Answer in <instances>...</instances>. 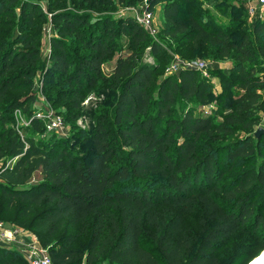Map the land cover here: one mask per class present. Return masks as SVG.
Returning <instances> with one entry per match:
<instances>
[{
	"label": "trees",
	"instance_id": "obj_1",
	"mask_svg": "<svg viewBox=\"0 0 264 264\" xmlns=\"http://www.w3.org/2000/svg\"><path fill=\"white\" fill-rule=\"evenodd\" d=\"M152 1L163 6V36L189 50L211 47L223 59L234 58L228 73L210 71L225 90L213 95L195 68L157 81L170 55L131 18L114 26L108 18L92 22L79 11L50 10L47 73L66 89L64 99L79 106L97 82L118 92L111 116H99L85 134L92 156L83 163L61 138L36 140L42 127L37 118L24 136L15 127L13 112L30 115L36 99L33 78L41 55L40 37L33 34L41 28L37 21L47 18L34 0H0V198L6 210L19 205L21 218L39 209L28 228L41 241L63 230L73 231L70 244L87 238L85 253L50 250L52 264H222L218 253L230 237L258 239L264 231V203H254L264 192V132L250 134L264 112V16H252L248 32L239 23L242 33L233 39L234 30L211 27L215 20L208 14L192 13L199 0ZM184 4L191 7L176 23ZM115 33L128 37L127 51L107 78L103 59L117 47ZM70 44L86 54L73 55ZM146 49L156 58L152 64L139 60ZM212 100L218 109L197 111ZM195 213L200 225L194 233L183 223ZM13 247L0 243V264H27Z\"/></svg>",
	"mask_w": 264,
	"mask_h": 264
},
{
	"label": "rangeland",
	"instance_id": "obj_2",
	"mask_svg": "<svg viewBox=\"0 0 264 264\" xmlns=\"http://www.w3.org/2000/svg\"><path fill=\"white\" fill-rule=\"evenodd\" d=\"M34 1L39 5L41 13L47 18V21L42 25L37 21V26L40 25L41 28L33 34L40 37L41 61L39 71H37L33 78V91L36 99L30 106L32 112L30 115H27L17 110L12 114L15 122L14 125L21 131L23 136L29 130L32 119L37 118L41 122L42 127L34 135L36 140H42L47 144L49 141L52 142L57 138H61L64 141L62 147L69 149L83 163L88 162L92 156V149L90 144L84 140L85 134H88L95 126L96 119L99 116H111L117 101L118 92L112 91L108 84L101 82H97L92 91L83 97L79 106H76L73 100L64 99L66 89L61 85L56 87L53 83V78L47 73L51 49L50 39L54 35L50 22V10L60 11L65 8L86 13L90 15V21L92 22L94 19L108 18L113 20L114 26L116 25L115 22L125 18H131L138 23V17H142L144 12L150 13L152 15L151 31H153V34H147L149 38L158 40L163 44L170 55L156 72L155 77L157 81L164 75H176L179 71L174 70L175 67L190 65L197 69L199 64H202L204 70H197L212 85L213 95L218 96L225 90L221 84V78L210 73V71L217 68L228 73V70L232 67V63L235 61L234 58L223 59L219 57L218 51L211 47L203 48L202 51L189 50L187 49L188 44L163 36V32L168 28V24L163 14V6L160 3L156 4L152 0L139 2L135 0H76V3H74L73 0H67L63 5L56 2V0ZM199 2L202 5L199 8L197 7L192 13L200 12L205 16L208 14V16L215 20L214 23L211 20V27H219L223 31L228 32L234 30L236 33L233 39H237L242 33V30H239L237 26L242 21L245 22L244 31H249L248 27L253 15L250 14V8L256 7V0H211L209 2L199 0ZM77 6L83 8L79 10ZM190 7L188 4L180 7L179 16L175 18L176 23H181L186 18L187 10ZM18 8L17 6V12ZM201 20L205 21L206 19L202 17ZM115 35L117 47L111 55L103 59L102 73L107 78L111 76L114 70V63L118 55H125L127 51L128 37H121L117 33ZM249 36L252 40V35L250 34ZM64 39L69 41L68 38ZM78 47L77 45L70 44V52L75 56L86 54L85 51H82ZM155 59L153 56H149L148 49L139 58V60L150 64L154 63ZM48 80L50 81L49 85L46 83ZM230 89L234 93H237L233 88ZM213 109H218V104L215 100H212L208 106L198 108L197 111L209 114ZM259 116L261 117V123L254 127L253 132L250 133L251 135H254L258 128H264V112L259 113ZM50 117L60 119L61 124L58 129L49 128ZM244 136L243 132L238 134L240 138ZM219 158H221L223 164L227 163L226 154H220ZM9 165H12L11 160L7 162V166ZM240 171L239 168L232 170V172L224 177V180L232 179ZM254 203H258L259 205L264 203V192H260L257 195ZM5 207V201L0 198V224L11 231L15 240L11 247L14 246L22 257L24 249L29 245L38 247L48 254L49 257L50 250L57 251V249L76 253L86 252V237L76 240L71 244L68 242V237L73 232L72 230H63L48 242H45V240L41 241V236L28 228L33 217L39 212V209L31 213L28 218H21L18 214L19 205L12 206L8 210ZM262 207L264 211V204ZM261 213L264 220V212ZM198 215V213H195L190 217H186L183 223L184 227L194 233L198 232V229L196 230V225H200ZM263 241L264 231L258 239L249 234H237L228 239L227 245L218 253V256L222 260V264H252L264 252V248L262 247ZM100 264L107 263L103 262Z\"/></svg>",
	"mask_w": 264,
	"mask_h": 264
},
{
	"label": "built area",
	"instance_id": "obj_3",
	"mask_svg": "<svg viewBox=\"0 0 264 264\" xmlns=\"http://www.w3.org/2000/svg\"><path fill=\"white\" fill-rule=\"evenodd\" d=\"M257 10L258 12L256 13ZM254 13L258 14L259 17L264 16V0H256V7L250 8V14L254 15ZM151 18L152 15L147 12H144L142 17H138V23L148 34H153V31H151V21H152ZM191 68L196 69V67H192L190 65H181L180 67L179 66L175 67L174 70L180 71L182 69H191ZM203 68H204L203 65L199 64L197 69L199 71H203L204 70ZM60 124H61L60 119H56L54 117L49 118V128L58 129L60 127ZM14 242L15 240L11 231L0 224V243L6 245H12ZM23 257L27 264H52L49 255L44 253L36 246L29 245L27 248H25Z\"/></svg>",
	"mask_w": 264,
	"mask_h": 264
},
{
	"label": "bare ground",
	"instance_id": "obj_4",
	"mask_svg": "<svg viewBox=\"0 0 264 264\" xmlns=\"http://www.w3.org/2000/svg\"><path fill=\"white\" fill-rule=\"evenodd\" d=\"M252 264H264V252L259 255Z\"/></svg>",
	"mask_w": 264,
	"mask_h": 264
},
{
	"label": "water",
	"instance_id": "obj_5",
	"mask_svg": "<svg viewBox=\"0 0 264 264\" xmlns=\"http://www.w3.org/2000/svg\"><path fill=\"white\" fill-rule=\"evenodd\" d=\"M264 132V129L258 128L257 131L254 133L255 138H259V136Z\"/></svg>",
	"mask_w": 264,
	"mask_h": 264
}]
</instances>
